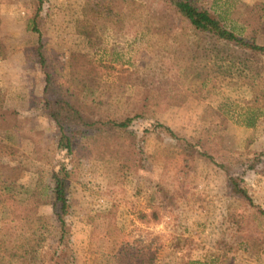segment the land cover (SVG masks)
<instances>
[{
    "label": "rangeland",
    "instance_id": "obj_1",
    "mask_svg": "<svg viewBox=\"0 0 264 264\" xmlns=\"http://www.w3.org/2000/svg\"><path fill=\"white\" fill-rule=\"evenodd\" d=\"M194 1L264 46V0ZM36 6L0 0V221L41 214V232L57 238L39 193L51 167L65 164L75 264H264V57L245 64L246 74L262 66L253 85L221 76L204 50L212 41L162 0H44L38 32ZM38 39L74 105L102 120L138 114L131 125L80 135L69 155L58 149ZM250 111L252 127L244 125ZM157 123L197 141L217 164L175 147ZM229 174L253 207L231 193Z\"/></svg>",
    "mask_w": 264,
    "mask_h": 264
},
{
    "label": "trees",
    "instance_id": "obj_2",
    "mask_svg": "<svg viewBox=\"0 0 264 264\" xmlns=\"http://www.w3.org/2000/svg\"><path fill=\"white\" fill-rule=\"evenodd\" d=\"M165 6L179 16L180 21L185 23L194 35L201 34L204 38L213 43L212 49L204 48L207 56L212 54V65L215 72L223 77L237 74L242 76L243 82L253 85L252 76H260L261 67L248 74L246 62L248 57L257 60L264 57V46L255 43L252 37L246 38L240 33L226 27L219 17H214L202 7L197 6L194 0H162ZM44 0H36L37 6L32 19V30L38 32L34 26L35 19L38 17ZM35 57L39 67L44 74V85L42 87V103L47 118L58 130L56 146L66 154H71L75 141L89 131H98L99 126L109 129L126 130L138 114L132 117L110 118L103 120L93 117L74 105L63 93L62 87L57 84L54 76L48 71L47 63L42 53V45L38 39L35 46ZM206 78L201 82L205 84ZM244 125L252 127L255 116L250 111L244 117ZM155 128L160 129L165 135L185 153L196 154L214 164L213 157L200 147L197 141L185 139L179 136L168 126L156 124ZM228 172L227 167L218 164ZM251 167V165H250ZM47 181L43 188L44 204L50 209L51 224L57 231V238L49 239L42 229L47 227V221L41 214L25 215L19 214L10 219L0 221V264H26L35 263L37 260L45 264H75L74 257L69 246V227L67 225L68 208V186L72 179V171L65 164L55 165L47 174ZM242 179L234 174L227 176V183L231 193L245 199L250 206L251 198L246 189L242 186ZM162 194L165 193L163 187L156 189ZM170 201V197H167ZM259 212L262 213L261 209ZM52 241L54 245H52ZM189 264H206L193 261Z\"/></svg>",
    "mask_w": 264,
    "mask_h": 264
}]
</instances>
